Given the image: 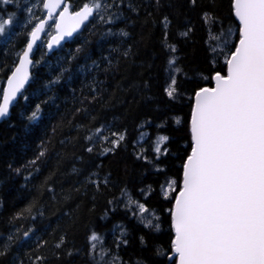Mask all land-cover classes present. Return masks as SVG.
Instances as JSON below:
<instances>
[{
  "label": "trees",
  "instance_id": "1",
  "mask_svg": "<svg viewBox=\"0 0 264 264\" xmlns=\"http://www.w3.org/2000/svg\"><path fill=\"white\" fill-rule=\"evenodd\" d=\"M70 1L75 10L87 2ZM103 2L115 5L109 7L112 14L103 20L95 15L80 34L51 55L44 46L38 47L23 95L0 122V251L7 237L13 236L0 264H33L36 256L43 258L37 264H94L88 241L92 232L102 238L97 251L102 245L128 264H174L155 254L157 246L168 249L170 241L165 211L170 204L162 199L161 185L179 177L190 150L187 97L211 67L209 46L218 43L212 36L232 27L234 43L238 21L230 17V0ZM11 10L12 5H0V12ZM205 12L217 22L205 24ZM110 15L113 22L107 23ZM165 17L167 28L162 23ZM30 25L0 40V99L26 46ZM189 28L187 36L181 35ZM121 31L128 35H119ZM167 45H174L176 51L172 53ZM171 56L182 70L177 79L182 98L175 101L164 93ZM37 104L39 116L29 120ZM174 117H181V123ZM96 128L107 139H101ZM142 132L147 133L143 142ZM161 135L169 137L161 147L168 149L167 154L153 151ZM89 136L91 140L85 139ZM113 139L118 140L114 149ZM88 147L92 152L86 151ZM106 176L107 186L102 183ZM122 189L160 218L159 231L144 228L133 214L136 205L128 204ZM30 205L31 214L24 211ZM29 228L32 231L24 237ZM141 236L146 245L140 244ZM61 237L64 243L56 248ZM121 239L128 244L117 248Z\"/></svg>",
  "mask_w": 264,
  "mask_h": 264
},
{
  "label": "snow or ice",
  "instance_id": "2",
  "mask_svg": "<svg viewBox=\"0 0 264 264\" xmlns=\"http://www.w3.org/2000/svg\"><path fill=\"white\" fill-rule=\"evenodd\" d=\"M13 2L0 0V5ZM192 2L194 4L195 0ZM41 3L48 15L34 17L38 22L28 32L26 46L18 54L19 63L7 77L0 99V117L8 114L18 93L23 95L21 90L29 80V65L33 64L30 53L40 39L47 19L54 20L50 27L54 26L56 30V35L47 43L51 48L53 41L59 43L65 36H71L94 13H107L108 7L115 6L105 5L103 0H87L79 10L70 12V5L65 0H41ZM61 7L59 15L53 16ZM230 10V17L238 21V38L233 43L232 27L221 31L219 36H212L218 43L216 47L209 46L213 54L211 67L195 82L187 97L189 113L185 123L190 150L182 160L179 177L168 179L161 185L162 199L170 204L165 209L170 221V241L168 249L157 246L155 254L167 257L174 264H264V0H230ZM31 11L29 8L28 12ZM13 18V13H8L7 18L0 16V35L6 32V26L12 24ZM101 19H104L102 15ZM202 19L205 24L217 22L208 12ZM106 22H113L112 15ZM162 23L167 28L168 18L165 17ZM191 31L189 28L181 35L187 36ZM119 35L127 36L128 33L121 31ZM221 38L222 45L219 43ZM167 47L172 53L176 51L174 45ZM124 54L128 55V52ZM219 57L223 58L222 62ZM165 71L169 74V82L164 88L168 100L182 98L177 86L182 70L176 66L175 56L167 60ZM39 113L40 105L37 104L28 119H37ZM181 119L174 117L177 124ZM95 133L101 139H107L101 128H96ZM85 139L91 140L92 137ZM119 139L123 136L120 135ZM168 140L166 135L159 136L153 151L167 154L168 149L160 145ZM110 143L114 149L118 140L113 139ZM113 149H104V152ZM92 150L91 147L86 149L88 152ZM40 155L43 156L44 152L41 151ZM16 171L18 173L19 169ZM108 179L106 176L102 181L105 186ZM90 182L99 187L96 180ZM121 194L128 197L129 205L135 203L133 214L140 218L144 228L160 230V218L150 212L145 203L132 201L123 189ZM31 207L24 211L31 214ZM31 231V228L25 231L24 237H28ZM121 235H125L123 230ZM12 240L13 236L9 235L0 256L7 255L8 242ZM139 240L141 245H146L144 236ZM88 241L94 264H128L102 245L97 251L100 237L95 232L88 236ZM63 243L61 237L55 247L60 248ZM120 244L127 245L128 240L117 241V248ZM42 260L36 256L33 264ZM136 264L143 262L137 261Z\"/></svg>",
  "mask_w": 264,
  "mask_h": 264
},
{
  "label": "rangeland",
  "instance_id": "3",
  "mask_svg": "<svg viewBox=\"0 0 264 264\" xmlns=\"http://www.w3.org/2000/svg\"><path fill=\"white\" fill-rule=\"evenodd\" d=\"M103 3L105 5H107L106 2H103ZM11 5H12L11 11H9L7 13L0 12V16H2L3 18H7L8 13L14 14L12 24L9 26H6V32L3 35H0V40L3 39L4 37L9 39V37L11 35L15 34L18 29H20V28L22 29V28L28 26L29 24H31L33 27L37 21L36 19H34V17L40 18L43 15V8H42L41 0H14L13 4H11ZM29 8H31V10H32L31 13L28 12ZM108 13H110V14L113 13V10H109V7L107 9V13H103V12L100 13L96 19H98V18L101 19V15L103 17H105V15ZM29 21H31V22H29ZM52 27L49 26V28L47 29V36H50L54 32V30L51 32ZM109 33L114 34L113 30H111V29L109 30ZM233 40L234 39H232V41ZM140 138L142 141L144 139H146L147 133L142 132L140 135ZM164 144H165V142L163 144H161L160 147H162ZM101 242H102V238H100V241L98 244H101Z\"/></svg>",
  "mask_w": 264,
  "mask_h": 264
},
{
  "label": "water",
  "instance_id": "4",
  "mask_svg": "<svg viewBox=\"0 0 264 264\" xmlns=\"http://www.w3.org/2000/svg\"><path fill=\"white\" fill-rule=\"evenodd\" d=\"M67 3L69 4V2H67ZM56 11H57V10H56ZM56 11H55L53 14H55ZM94 14H95V13H94ZM93 16H94V15H93ZM93 16L89 17V19H88L87 21H85L83 24H81L80 28H78L75 32H73L71 36H65L63 39H61V40L59 41V43H56L55 41H53V42H52V47H51V48H49V47L47 46V47H48V50H49V54L52 53L54 50H56V49L59 47L60 44L66 42V41L69 40V39H71L72 36H74V35H75V34H76V33H77V32L83 27L84 24L88 23V22L90 21V19H91ZM48 20H49V19H47V20L45 21V25H46V22H47ZM42 34H43V31L40 33V39H41ZM55 35H56V34H54L53 36H55ZM53 36H52V37H53ZM52 37L50 38V40L52 39ZM40 39H39V40H40ZM39 40L33 45L32 52L30 53V59H31V57H32V54H33L34 48H35V46L37 45V43L39 42ZM31 60H32V59H31ZM32 61H33V60H32ZM18 63H19V61H18ZM32 65H33V64L29 65V78H30V75H31V68H32ZM28 82H29V80L25 83V87L27 86ZM6 85H7V81H6L5 86H6ZM5 86H4V87H5ZM25 87H24V89H25ZM24 89L21 90L22 93H23ZM2 96H3V95H2ZM20 97H21V94L18 93L16 99H15V100L10 104V106H9V112H8V114H7L6 116H4V117H0V122H2V120H3L4 118H7V117L9 116V113L11 112L12 108L14 107V105L16 104V102L19 100ZM1 99H2V98H1Z\"/></svg>",
  "mask_w": 264,
  "mask_h": 264
}]
</instances>
